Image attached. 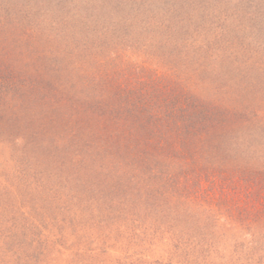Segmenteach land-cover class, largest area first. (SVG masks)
<instances>
[{"label":"trees","instance_id":"obj_1","mask_svg":"<svg viewBox=\"0 0 264 264\" xmlns=\"http://www.w3.org/2000/svg\"><path fill=\"white\" fill-rule=\"evenodd\" d=\"M53 1V16L63 23L61 39L58 32L53 38L32 36L23 27L22 19L32 24L40 7H48L47 0H29L22 9L17 0H0L5 13L0 29L6 24L16 33L19 29L27 50L31 39L38 48L46 40L58 43L57 54L44 65L50 74L23 73L0 61V111L22 120L10 134V156L18 173L31 176L26 184L31 186L32 179L31 187L46 192L40 202L50 205L46 216L59 225L52 240L59 249L51 252L47 239L40 255H26L21 263L170 264L147 259L133 248L155 239L152 233L167 225L194 218L195 206L212 209L215 199L229 213L233 207L260 222L264 99L249 100L254 86L264 82V68L250 76L240 57L264 63V0L236 3L249 25L240 33L250 32L251 43L234 32L232 16L206 3L211 0ZM96 5L112 8L108 14L118 15L122 23L135 13L142 41L134 43L137 39L125 28L109 31L105 18L92 17ZM6 29L0 30V39ZM147 41L153 45L150 59L160 68L139 59L136 46L144 49ZM252 42L262 47L259 57ZM212 54L237 63L221 71L237 88L233 99H205L189 89L188 72L194 68L187 58ZM194 72L199 78L201 69ZM249 148L262 153L260 163L241 158ZM90 228L94 232L88 233ZM63 239L64 245L58 243Z\"/></svg>","mask_w":264,"mask_h":264},{"label":"rangeland","instance_id":"obj_2","mask_svg":"<svg viewBox=\"0 0 264 264\" xmlns=\"http://www.w3.org/2000/svg\"><path fill=\"white\" fill-rule=\"evenodd\" d=\"M17 1L21 3L19 8L22 9L27 6L29 0ZM250 1L260 4L263 3V0ZM224 2L225 3H221L220 0L218 2L217 0H211L206 3H212L216 10L219 11L220 15L232 16V21L229 22V24L234 27V32L237 31V34L241 32L244 25L249 29L247 17H244L243 14L240 13L241 7H239L238 12V4H236L238 1L228 0ZM45 3L48 4L46 8L51 10L44 8L43 5L42 7L39 6L40 9H42V13L38 11L35 14L34 17L36 18H33V23H25L22 19L24 22L22 24L23 27L25 26L26 29L32 31V36L35 32L44 37L50 35V38H53L52 36L57 32L59 36L60 30L63 29V23L59 18L55 19L56 16H53L57 15L55 5H53L54 1L51 0L50 2L47 0ZM14 4L17 8L18 3ZM96 7L97 8H91L92 17L105 18L104 20L107 22L105 25L108 26L109 31L112 30V27H115L117 30L125 28L131 35L133 34L134 37L132 39H137L134 40V43L137 44L142 41L141 39L143 38L141 34H139L140 30L136 22V19L139 17H137L135 13L131 20L130 18L125 20L123 18L125 16H122V19L125 20L122 23V20H118V15L116 17L115 15L108 14L112 10L109 6L105 8L96 5ZM2 12L3 11L0 10V17L2 16L1 14H5ZM219 13H216L217 16ZM257 21L260 22V19ZM94 25L97 26L98 22H95ZM5 26L7 29H0H6V37L0 39V61L13 67L17 65V69H20L23 73L34 74L37 71H44L45 74H50V72L44 69V65L46 60H48L49 64L51 62L50 57L53 58L57 54L53 52L57 49L56 47H58V43L54 44L56 40H54L53 43H49V41L46 40V42L38 48L39 44H32L33 40L31 39V46L27 50V44H24L20 39V30L18 29V33H16L17 29L14 31L10 24H6ZM24 29L25 28L21 30L23 31ZM107 30L108 29L102 28V31L107 32ZM240 35L246 36V41L251 37L250 32L240 33ZM230 38L234 39V35H230ZM146 40H149V38ZM150 42L147 41L145 43L143 46L144 49H139V47H142L139 45L136 46L138 49L136 47L134 48H136L137 54L140 55L139 59L146 58L150 66L160 68L161 66L155 60L150 59L149 53L152 50L151 46H153ZM249 42L251 43V40H249ZM21 45H23L22 48ZM24 45H26V47H24ZM32 45L41 49V51H35L37 49ZM184 45L186 44L184 43ZM250 45L253 46L259 57L262 47L255 42H252ZM250 53L252 59L253 52L250 51ZM257 56H255V58ZM194 57L195 55H192L188 57L187 60L191 62L192 70L193 68L194 70L201 69V79L196 76L194 70H189V89L205 99H211L214 95L216 97L218 96V98L233 99L234 94L237 93V88L235 90L232 89V82H230L227 76L223 75L221 71H231L237 63L220 60L213 54L210 57H203V59L201 57L197 58L196 56V61L193 60ZM240 58L242 59V63H248L250 67V76L257 77L258 70L264 68V63L261 66V63L250 61L247 57ZM258 61L263 60L258 59ZM136 62L138 63L137 58ZM194 63H197L200 67L197 65L193 66ZM219 68L220 70L218 71ZM258 76L260 77L259 79L262 78L260 75ZM254 81L255 80H253V83ZM252 95V98L249 100L250 102H256L257 99H264L263 81H261L259 85L254 86ZM20 123H22V120L15 119L8 111H0V264H25L21 263V261L26 259V255H40V249L43 243L46 244L45 241L47 239L52 241L55 233H57L56 229H59L57 222L51 223V220L46 216V214L49 215L51 212L50 205H48V203L45 204L46 201H44V204L42 203L43 201L40 202L41 198H46V192H41L31 187L34 185L32 179L29 180L31 186L26 184L24 179L30 176L27 174L29 172L25 168V174H27L26 178L23 176L22 172L21 174L18 173L16 161L10 156V150L12 149L10 134L12 130L15 131L14 129L19 126ZM248 139L255 143L254 138L252 139L251 137ZM262 149L264 155V148ZM248 150L246 154L241 155V158H244L245 161L252 164L256 162L260 163V155L262 153L258 154V151L254 148H249ZM35 157L37 158V156ZM44 159L45 157H42V159L39 158L42 163H44ZM30 160L35 164L33 158ZM36 163H38V166L43 167V164L38 160H36ZM210 203H214L212 209L201 210L200 207L195 206L196 208L191 209L194 218L191 217V219L186 222L180 223L179 221L167 225V229H163L164 232L159 229L157 233H152L151 235L154 236L155 239L148 240L147 244H142L133 249H137L139 253L142 250L141 254L147 259H156L162 263L170 262V264H264V218L260 222L250 218L246 219L245 211L237 213L232 207V213H229L224 205L216 202V199L215 201H210ZM21 208L27 213L25 214ZM86 222L82 224V228H86L89 225ZM184 229L187 230L184 231ZM38 231L39 234L37 235ZM41 232L44 234H40ZM92 232L94 231L90 228L88 233ZM123 236L120 239H122ZM126 239L131 240L132 238ZM66 241V239H63L58 243L64 245ZM48 246H51L49 247L51 252H55L59 249L57 240L56 247L53 245V241L52 243L49 242ZM63 251L66 253L67 250Z\"/></svg>","mask_w":264,"mask_h":264}]
</instances>
